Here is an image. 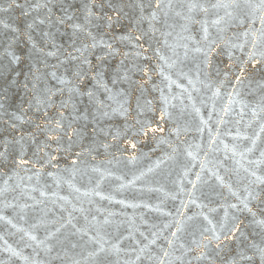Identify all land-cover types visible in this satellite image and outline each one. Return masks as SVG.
Returning <instances> with one entry per match:
<instances>
[{
	"label": "water",
	"instance_id": "1",
	"mask_svg": "<svg viewBox=\"0 0 264 264\" xmlns=\"http://www.w3.org/2000/svg\"><path fill=\"white\" fill-rule=\"evenodd\" d=\"M17 2L27 8L43 0ZM95 2L92 17L84 9L88 0H52L50 21L45 19L46 9L30 11L27 17L15 7L0 12V151L6 139L19 140L23 135V158L30 161L18 168L14 161L21 147L14 145L9 160L0 166V264H159L161 258L165 264H208L195 259L199 250L193 241L208 244L204 237L212 232L205 229L214 227L220 234L227 230L220 225H230L233 215L243 221V235L225 241L219 256L215 241L206 251H211L215 264L233 258L249 264L238 254L251 255L252 243L264 246V230L250 214L236 212L230 205L241 206L237 197L247 195L245 189L255 179L251 171L264 176V111L260 110L264 91L259 87L264 84V62L253 66L250 37L243 35L249 24L252 30L262 27L258 14L219 32L211 26L216 18L211 12L195 11L192 21H187L174 15L181 11L177 7L168 17L158 13L153 33L147 20L140 21L137 5H145L147 16L153 10L147 5L155 0H111L122 9L119 15L106 6L108 0ZM196 2L208 6L215 0ZM7 3L0 0V7ZM60 4L74 6L69 9L73 18L64 24L57 23V17L64 15ZM107 15L113 17L111 25ZM39 19L45 23L39 24ZM34 20V27L28 29ZM205 20L207 40L202 29ZM4 23L10 27L4 28ZM74 24L85 31L77 32ZM88 31L98 45L81 56L75 49L92 44ZM168 32L172 35L165 36ZM143 33L147 35L137 42L135 36ZM101 40L112 45V54ZM209 44L214 51L206 63L203 53L194 49L208 51ZM50 51L55 55L48 56ZM69 53L79 59L72 60ZM13 55L19 57L16 63L11 62ZM84 57L90 63L82 64ZM79 68L84 80L73 75ZM96 72L102 73L99 79L115 100L108 99L109 93L93 79ZM124 76L127 79H118ZM61 79L69 83L62 84ZM72 88L78 91L70 92ZM48 89L55 93L51 104L38 105ZM89 90L96 102L107 105L102 109L107 116L97 111L96 102L78 94ZM63 101L68 107L62 109ZM60 111L64 126L71 124L80 135L69 141L61 133L59 148L53 141L45 150L55 157L49 160L38 153L37 144L45 142L46 130L36 125L45 123V112L56 119ZM157 128L162 131L152 130ZM73 160L78 162L73 165ZM250 206L261 218L259 209L264 205L253 201ZM168 240H173V247ZM101 245L105 251L98 253ZM163 250L170 256L164 257ZM182 253V261L176 260Z\"/></svg>",
	"mask_w": 264,
	"mask_h": 264
},
{
	"label": "snow or ice",
	"instance_id": "2",
	"mask_svg": "<svg viewBox=\"0 0 264 264\" xmlns=\"http://www.w3.org/2000/svg\"><path fill=\"white\" fill-rule=\"evenodd\" d=\"M52 0H43V2H37L35 4H29L27 8H25V5L20 4L17 2V0H8L7 6L6 7H0V12L6 13L9 11V9H12L13 7L20 9L21 11V15L24 17L29 16L30 11H39L41 9H46L47 10V16L45 19H48L49 21L51 20V16L53 14V6L51 5ZM67 2V0H65V3ZM108 8L113 9V11H115L117 13V15H119V13L122 11L121 8H117V6L111 2V0H108L107 5ZM140 9V21H145L147 20L149 23V29L154 33L155 31H157V29L154 28V22H158V13L159 12H163L165 17L169 16V12L170 11H174L177 7H179L181 9V11H174V15L176 17H179L183 20H187V21H192V13L195 11H199L204 13L205 15L209 14L210 12L215 15V19H213L211 21V26H214L217 28V30L219 32H224L226 26H229L231 24H233L234 22L238 21V23L240 25H243L245 23V20L248 18L249 15L251 16H257L258 14V19L262 25V27L260 29H255L252 30V26L251 24H249V27L247 30H245V32L243 33V35L246 38L250 37V43L252 45V51L249 52V60H251L253 66H255L258 63L264 62V0H258V3L254 2V0H215V3H211L210 5L206 6L202 3H198L196 2V0H188V2L185 3H180L178 5L173 4L172 0H167V3H164L163 0H155L154 5L153 4H149L147 5L148 8H152L153 10L147 15H144L145 12V5L143 3H140L139 5H137ZM74 6L72 4H68L67 7L64 6V4H60L59 8L60 10L64 13L63 17H57V23L59 24H64L65 20H71L73 17L72 15L69 14V9L73 8ZM97 7L95 0H88V3L84 5V9H85V13L87 17H92L93 15H95L94 13V9ZM99 7L101 9H103L105 7L104 3H101L99 5ZM184 9H186V12L183 11ZM223 11V15H220V11ZM45 19H39L38 23L39 24H44L45 23ZM96 19H105V17L103 16H96ZM106 20L108 22L109 25H111L112 21H113V17L111 15H107L106 16ZM36 23V21L34 20L33 23H29L27 24V28L28 29H32L34 27V24ZM4 28H9L10 25H8L7 23L3 24ZM73 29L76 30L77 32H84L85 29L79 25V24H74L72 25ZM169 27H173V25H169ZM181 28L184 31H187V28L184 25H181ZM202 29L204 32V39L207 40L208 39V31H209V27H208V21L205 20L203 21L202 24ZM13 32L16 31L15 28L12 29ZM45 36H48L49 33L45 32L44 33ZM86 35L88 37L91 38L92 40V44L91 45H85V47L83 49L81 48H76L75 51L80 52L81 56H83L84 51L88 48V47H92L95 48L98 45V42L96 40V37L94 35H92V33L90 31L86 32ZM147 35V33H143L141 35H137L135 36V40L137 42L141 41L142 39H144V37ZM165 36H171L172 33L168 32V33H164ZM29 39H31V36L29 35L28 37ZM124 39H129L128 37H125ZM247 42V41H246ZM100 44H103L104 47H106L107 49H109V54H112V45L111 44H105L102 40L99 42ZM144 52H147L148 49L144 48L143 45H139ZM33 47H36L35 44H33ZM185 47H187L185 45ZM218 47V45H217ZM232 47H241L243 48L244 45H232ZM38 51H43V49H37ZM195 52L198 53H203L204 58H205V62L206 63H210L209 61V54L211 51H214V49L212 48L211 44H209L208 47V51H204L201 47H196L194 49ZM157 54H159V50H157ZM48 56H53L55 55V53L53 52H48L47 53ZM259 55L260 59H257V56ZM69 56L72 60H77L79 59V57H75V56H71V53H69ZM161 59H164L163 56L160 57ZM98 59L103 60V57H98ZM19 60V57L13 55L12 58V63H16ZM90 63L87 60V57H84V59L82 60V64H88ZM248 61H245V64H247ZM240 72L241 74H243L245 72V68L241 67L240 68ZM53 76H55V73H52ZM73 75L79 79V80H84L85 79V74L82 68L77 69V71H75L73 73ZM102 75V73L100 72H96V75L93 76V79L97 80L98 85L104 87L105 91L109 93V97L108 99L110 100H115V97L113 95H111V89H108L106 85H103L99 79V77ZM145 75H147V71L145 70ZM118 79H127V76L124 77H118ZM237 82H241V76H237L236 77ZM60 83L62 84H66L69 83V81L65 80V79H61ZM116 83V80H113V84ZM36 87V84H33V88ZM261 91H264V84L259 85ZM70 92L76 93L78 90L76 88H72L69 89ZM80 95H86L90 100L95 101L94 98V92L89 90L87 92H82V93H78ZM53 95H55V93H53L50 89L46 90L45 92V100H37V104H45V106H48L49 104H51L52 101V97ZM119 95V94H117ZM97 103V111L101 112V115L103 116H107L108 113L106 111H102L103 108L107 107V105L104 104L103 101H99L96 102ZM0 107H3V105H0ZM60 107L66 108L68 107V101H63L60 105ZM246 107V105H245ZM39 110V109H38ZM227 108L225 109V112H227ZM261 111H264V97H262L261 100V107H260ZM115 111V109L113 110ZM253 116L257 115V112L255 109H253ZM63 118H64V113L63 111L59 112V118L56 119H51L48 118V114L47 112L44 113V119H45V123L43 125L41 124H37L36 128L40 131H45L46 130V140L43 144H37V150L38 153H44V155L49 156V160H54L55 157L50 156L49 153H47L45 150L47 148L50 147V142H57L58 144V148H59V141L63 139V136H67L69 141H72V138L74 136H79L80 133L72 128V125L69 124L67 126V128L64 126L63 123ZM95 118V117H94ZM16 120H21L22 118L19 116L15 117ZM7 123V121L5 122ZM11 127L13 129L16 128L15 124H12ZM153 131H162V129H152ZM261 131H264V125L261 126ZM61 133H63V136L61 135ZM259 135V134H257ZM25 138L23 135H21L19 140H5L3 142V151H0V166H4L5 163L9 160V157L11 156V152L9 151V148L14 146V145H20L21 147V151H20V157L19 159L15 160L14 163L16 164V166L19 168L23 165H27L30 163V161L26 160L23 158V145L21 144V141H23ZM256 141L253 140L252 144L253 146H255ZM105 147H107V145H105ZM249 152L252 151L251 148L248 149ZM189 155H191V153H189ZM76 156L79 157L80 153L77 152ZM261 156L264 157V152H261ZM78 161L77 160H73L72 164L75 165ZM262 161H255L252 163H256L259 164ZM33 167H35V165H33ZM245 171H247V169H245ZM37 175H39V172H37ZM250 175L252 177H254V180H250L249 182V186L248 188L245 189L247 195H245L243 197V199H240L239 197H237V199L240 200V205L238 206L237 204H232L230 205V207L232 209H235L236 212H247L248 214H250L253 217V223L256 224L259 228H261L262 230H264V208H260L259 209V213L261 218L257 219V211H255L253 209V207H251L250 205L252 204L253 201L257 202V205H264V176H260L257 175L256 171H251ZM12 177H9V179H11ZM219 179V177H217ZM29 179H31V177H29ZM8 181H5V184H7ZM233 195H235V193H233ZM228 216V212L227 210H225V217L227 218ZM205 219L207 220L208 217H205ZM209 223L211 224V221L209 220ZM243 221H241L237 216L233 215L232 216V223L226 224V223H222L220 225V228L223 229H227L226 231H222L220 234L216 233L215 228L213 227L212 229H205V231H211L212 232V236L211 237H207L205 236L204 239L208 241V244H204L202 242H196L193 241V243L196 244V249L199 250V254L195 257V259L197 261H201V260H205L208 262V264H215V259L213 258L211 251H206L209 249V245H211L213 243V241H215V249L216 251V256L220 255V251L224 245L225 241H231L234 239H237V234L239 233V235H243V232L241 231V225H242ZM155 235V234H154ZM173 237H176L177 233L173 232L171 234ZM223 237V239L221 238ZM32 239H35V237H32ZM152 243H154V241H152ZM168 244L169 247H173V240H168ZM181 248H184V245L181 244L180 245ZM252 254L251 255H247L245 252H240L238 255L240 256V260H244V261H248L249 264H257V261L259 262V264H264V246H259L256 245L254 243L249 245ZM193 249H188L187 251H192ZM105 251V248L103 247V245H101L99 247V249L97 250L98 253H102ZM143 251V249L141 250ZM164 251V257H168L170 256V252L168 250H163ZM97 253H93V255H96ZM185 253H182L181 256L175 257L176 260H180L182 261L183 255ZM139 259V257H137ZM159 264H165V260L163 258L160 259ZM225 264H239V261H237L236 259H232V260H226Z\"/></svg>",
	"mask_w": 264,
	"mask_h": 264
}]
</instances>
